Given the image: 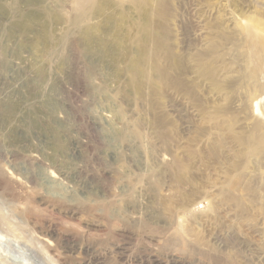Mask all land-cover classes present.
Segmentation results:
<instances>
[{
	"label": "rangeland",
	"instance_id": "1",
	"mask_svg": "<svg viewBox=\"0 0 264 264\" xmlns=\"http://www.w3.org/2000/svg\"><path fill=\"white\" fill-rule=\"evenodd\" d=\"M14 263L264 264V0H0Z\"/></svg>",
	"mask_w": 264,
	"mask_h": 264
},
{
	"label": "bare ground",
	"instance_id": "2",
	"mask_svg": "<svg viewBox=\"0 0 264 264\" xmlns=\"http://www.w3.org/2000/svg\"><path fill=\"white\" fill-rule=\"evenodd\" d=\"M139 70V69H138ZM146 74V73H145ZM148 74V73H147ZM146 77H148V75H145ZM50 175H51V177H53V174L52 173H50ZM14 264H16V263H14ZM18 264V263H17Z\"/></svg>",
	"mask_w": 264,
	"mask_h": 264
}]
</instances>
